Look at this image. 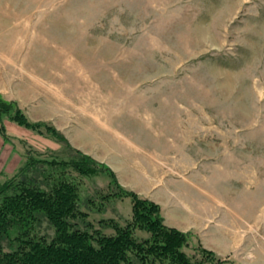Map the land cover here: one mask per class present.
Wrapping results in <instances>:
<instances>
[{
    "label": "rangeland",
    "instance_id": "374dc122",
    "mask_svg": "<svg viewBox=\"0 0 264 264\" xmlns=\"http://www.w3.org/2000/svg\"><path fill=\"white\" fill-rule=\"evenodd\" d=\"M0 98V185L31 151L68 145L112 165L147 157L161 172L186 141L264 151V0H0ZM78 182L95 205L115 194L93 221L131 218V196L107 176ZM199 247L190 235L183 251L201 259Z\"/></svg>",
    "mask_w": 264,
    "mask_h": 264
},
{
    "label": "trees",
    "instance_id": "16d2710c",
    "mask_svg": "<svg viewBox=\"0 0 264 264\" xmlns=\"http://www.w3.org/2000/svg\"><path fill=\"white\" fill-rule=\"evenodd\" d=\"M64 151H31L26 166L0 185V264H217L201 244V259L184 252L190 235L168 226L158 204L123 188L109 166L69 145ZM78 176H107L125 189L131 218L93 221L115 194L95 205L83 199Z\"/></svg>",
    "mask_w": 264,
    "mask_h": 264
},
{
    "label": "crops",
    "instance_id": "0c3cea01",
    "mask_svg": "<svg viewBox=\"0 0 264 264\" xmlns=\"http://www.w3.org/2000/svg\"><path fill=\"white\" fill-rule=\"evenodd\" d=\"M249 144L211 150L189 148L186 141V146L166 151L170 171L164 172L152 159L136 160L127 152L117 154L114 165L101 162L114 171L123 188L158 204L168 226L194 236L218 256L235 254L230 262L242 260L238 253L242 251L247 264H264V244L251 236L254 224L264 234V151ZM190 154L212 157L200 161ZM13 160L20 164V158ZM252 251V257L248 256Z\"/></svg>",
    "mask_w": 264,
    "mask_h": 264
}]
</instances>
